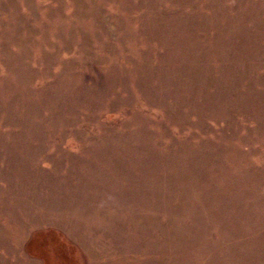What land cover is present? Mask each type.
<instances>
[{"label":"rangeland","instance_id":"rangeland-1","mask_svg":"<svg viewBox=\"0 0 264 264\" xmlns=\"http://www.w3.org/2000/svg\"><path fill=\"white\" fill-rule=\"evenodd\" d=\"M0 264H264V0H0Z\"/></svg>","mask_w":264,"mask_h":264},{"label":"trees","instance_id":"trees-1","mask_svg":"<svg viewBox=\"0 0 264 264\" xmlns=\"http://www.w3.org/2000/svg\"><path fill=\"white\" fill-rule=\"evenodd\" d=\"M64 245H65V244H64ZM63 248L70 252V250H69V248L67 247V245L63 246ZM70 253H71V252H70Z\"/></svg>","mask_w":264,"mask_h":264}]
</instances>
